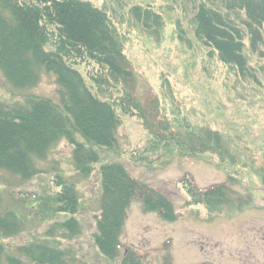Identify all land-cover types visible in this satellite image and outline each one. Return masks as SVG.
I'll return each instance as SVG.
<instances>
[{"label": "trees", "instance_id": "16d2710c", "mask_svg": "<svg viewBox=\"0 0 264 264\" xmlns=\"http://www.w3.org/2000/svg\"><path fill=\"white\" fill-rule=\"evenodd\" d=\"M166 23L189 50L201 54L205 78L219 80L235 100L264 103V0H106L99 7L89 0H0V72L22 94L7 103L0 99V175L29 182L60 142L70 148L73 171L52 168L50 188L14 201L13 208L0 192V264H24L22 258L28 264H82L53 238L51 228L26 244L6 240L26 230L29 217L40 222L48 215L67 217L53 224L62 237L79 236L77 179L94 171L100 186L93 245L106 259L142 264L143 257L120 239L127 208L140 194L143 212L170 222L173 204L110 154L147 167L162 164L170 150L229 164L249 161V156L238 160L227 137L210 123L191 124L181 113L167 112L165 78L158 95L150 92L140 100L124 53L127 38L132 33L158 38ZM42 74L54 78L57 98L32 93ZM124 117L141 123L148 149L117 150ZM176 185L187 205L207 209L230 193L224 184L197 189L188 178Z\"/></svg>", "mask_w": 264, "mask_h": 264}, {"label": "rangeland", "instance_id": "374dc122", "mask_svg": "<svg viewBox=\"0 0 264 264\" xmlns=\"http://www.w3.org/2000/svg\"><path fill=\"white\" fill-rule=\"evenodd\" d=\"M89 1L99 7L106 0ZM127 40L124 53L135 71L140 100L150 92L158 95L161 78H165L170 85L164 102L167 112L177 116L181 113L191 124L210 123L227 137L238 160L243 161L246 156L250 159L245 164H229L211 156H181L170 150L162 164L147 167L110 154L134 179L160 190L174 208V220L166 221L155 213L143 212L138 194L126 210L120 235L124 248L136 250L143 257L142 264H264V103L235 100L224 92L219 80L205 78L201 73V54L179 41L169 23L158 38L132 33ZM56 92L55 80L47 74H42L40 84L32 90L53 99L57 98ZM20 94L6 83L0 72V99L7 103L21 99ZM117 135V150L121 152L148 149L150 138L134 118L124 117ZM38 168L41 174L25 183L10 175H0V192L8 208L28 195L44 194L50 188L52 168L73 174L70 148L60 142ZM184 178L200 190L224 184L230 189L229 197L210 209L204 205H187L188 197L176 185ZM77 183L82 206L75 215L79 236L62 237L53 224L67 217L56 220L57 216L48 215L40 222L29 217L26 230L6 241L12 245L26 244L33 237L45 236L51 228L53 238L62 248L71 250L80 263L121 264L120 259L102 257L93 245L98 173L94 171L85 179L78 178ZM22 261L28 264L23 258Z\"/></svg>", "mask_w": 264, "mask_h": 264}]
</instances>
